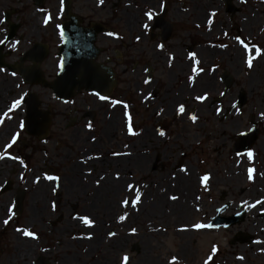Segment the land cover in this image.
Listing matches in <instances>:
<instances>
[{
    "label": "flooded vegetation",
    "instance_id": "obj_1",
    "mask_svg": "<svg viewBox=\"0 0 264 264\" xmlns=\"http://www.w3.org/2000/svg\"><path fill=\"white\" fill-rule=\"evenodd\" d=\"M257 7L264 14V0H0V264H151L161 229L150 227L179 217L167 214L175 204L190 205L185 221L203 211L209 231L229 229L209 226L217 216L264 220L252 189L264 180V118L242 88L234 95L228 66L258 54ZM63 45L96 48L77 67L109 69L108 86L58 98L22 76L54 81Z\"/></svg>",
    "mask_w": 264,
    "mask_h": 264
},
{
    "label": "rangeland",
    "instance_id": "obj_2",
    "mask_svg": "<svg viewBox=\"0 0 264 264\" xmlns=\"http://www.w3.org/2000/svg\"><path fill=\"white\" fill-rule=\"evenodd\" d=\"M257 8L261 11L257 17L258 54L246 51L236 63L228 66L234 73L237 83L232 89L234 95L237 90L242 88L248 96V112L264 118V14L260 7ZM235 43L237 49L240 50V44L236 40L229 42L228 45L231 47ZM229 53L232 51L230 50ZM49 72L51 73L49 75L52 76L54 69ZM255 170L264 174V167ZM145 180L148 181V178ZM235 187L248 189L250 185L242 181L241 185ZM252 187L257 194V203H261L264 200V180L257 178L256 184ZM177 205L182 207L181 204ZM188 206L183 207L190 209V205ZM170 212L173 211L169 209L167 214ZM168 220L162 224L156 222L155 228L150 227V231L153 232L161 229L157 235L156 232L151 233L152 237L148 241L151 264H160L163 260L164 255L160 253L161 250L163 253L169 251L178 253V256L182 258L180 261L182 264H189V262L196 264H264V255H261L264 252V220L259 219L256 215L250 214L249 219L241 225L229 229H211L210 231L205 227H195L196 224L204 225L206 223L207 217L204 216L203 211L195 213L187 221L179 217ZM239 234L252 236L255 238L254 243L241 244L235 238Z\"/></svg>",
    "mask_w": 264,
    "mask_h": 264
},
{
    "label": "water",
    "instance_id": "obj_3",
    "mask_svg": "<svg viewBox=\"0 0 264 264\" xmlns=\"http://www.w3.org/2000/svg\"><path fill=\"white\" fill-rule=\"evenodd\" d=\"M2 46L0 47V51L2 50ZM59 56H61V62H60V69L56 75L55 80L52 83H46L42 79L43 73L42 70H35V71H24L20 72L24 78L27 76H32L34 78L35 83L34 84H44L45 86H48L51 90L54 91L55 95L59 98H65L69 97L70 95H74L75 92H80L82 88H86L89 90H95L97 92L103 85L106 87L108 86L106 83V79H113V74L110 72L109 69L100 66V65H91V66H80V63H91L94 61V58L97 56V50L94 47H90V49H85L83 52H76L71 51L64 48V45L61 47ZM25 58H28L29 61H37V59H33L32 55L28 54L25 56ZM43 58L38 59L39 63H41ZM68 60H70V63L74 64L75 67H69L67 68L65 65H67ZM1 63L3 62L0 57ZM5 65V63H2ZM10 70L13 69V66L6 65ZM105 78L103 82H86L84 84H80V79L86 78ZM231 85L234 84L233 78L231 76ZM72 83V84H70ZM243 93V92H242ZM246 93L241 94L240 98L242 102L246 101ZM254 127L255 123L253 124ZM253 135H256V133L252 132ZM239 223L237 219L231 217V218H221L217 216L215 219H213L212 223L209 225L213 228L225 226H232ZM237 240L244 244V243H251L253 241V238L251 236L247 237H237Z\"/></svg>",
    "mask_w": 264,
    "mask_h": 264
},
{
    "label": "snow or ice",
    "instance_id": "obj_4",
    "mask_svg": "<svg viewBox=\"0 0 264 264\" xmlns=\"http://www.w3.org/2000/svg\"><path fill=\"white\" fill-rule=\"evenodd\" d=\"M249 63H250V62H249ZM200 99H203V97H200ZM15 104H19V101H15V102H14V105H15ZM179 111H181V112L183 111V107H182V106L179 108ZM192 119H193V121H195L196 118H195V117H192ZM160 134L163 135V133H160ZM12 139H13V141H14V140H15V137H13ZM249 155H251V153H249ZM249 172L251 173V170H249ZM203 179L206 180L207 177H204ZM249 179H251V174L249 175ZM137 195H139V194H137ZM174 198H175V197H173V199H174ZM120 219L123 220L124 217L121 216ZM7 222H8V221H4V223H7ZM86 222H87V221H86ZM195 227H196V228H202V227H205V225L196 224ZM23 234L26 235V236H27V235H31V233H29V232H27V231H25ZM33 238H35V237H33ZM125 259H127V258H125Z\"/></svg>",
    "mask_w": 264,
    "mask_h": 264
},
{
    "label": "bare ground",
    "instance_id": "obj_5",
    "mask_svg": "<svg viewBox=\"0 0 264 264\" xmlns=\"http://www.w3.org/2000/svg\"><path fill=\"white\" fill-rule=\"evenodd\" d=\"M157 204H158V203H157ZM157 204H155V206L150 207V208L153 209L154 207L157 206ZM161 206H162V205H161ZM169 208L171 209V211H173V214H175V212H180V214H179V218H180V219H185V214H186L187 212H190L188 207L184 208L183 206L181 207V206H179V205H177V204H175L174 206H171V207H169Z\"/></svg>",
    "mask_w": 264,
    "mask_h": 264
}]
</instances>
